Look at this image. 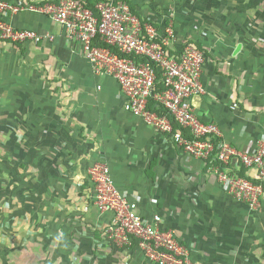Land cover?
<instances>
[{
	"label": "crops",
	"instance_id": "crops-1",
	"mask_svg": "<svg viewBox=\"0 0 264 264\" xmlns=\"http://www.w3.org/2000/svg\"><path fill=\"white\" fill-rule=\"evenodd\" d=\"M123 1L141 21L156 28L170 22L179 41L199 46L205 94L191 99L195 114L216 124L237 150L254 153L264 142V0ZM11 21L53 37L36 45L0 42V82L11 75L12 86L21 83L26 92L21 97L18 87L11 96L13 240L22 215L29 244L69 249L71 263L80 257L84 263L153 264L136 246L117 249L109 240L113 217L93 207L86 174L99 161L137 213L159 216L194 264H264V194L260 207L249 211L218 182L214 163L185 155L169 136L125 112L117 83L95 76L57 23L27 11ZM20 180H27L25 197ZM25 198L29 205L21 214Z\"/></svg>",
	"mask_w": 264,
	"mask_h": 264
},
{
	"label": "built area",
	"instance_id": "built-area-1",
	"mask_svg": "<svg viewBox=\"0 0 264 264\" xmlns=\"http://www.w3.org/2000/svg\"><path fill=\"white\" fill-rule=\"evenodd\" d=\"M24 11L57 23L93 74L117 83L125 112L169 136L185 155L214 163L218 182L249 211L260 207L264 142L254 153H243L225 141L216 124L198 118L190 101L205 94L204 54L196 44L179 41L172 23L158 28L145 23L123 0H99L92 9L83 0H0V42L36 45L53 40L51 35L16 27L11 19ZM249 170L255 171L254 177ZM86 174L93 207L113 217L107 233L114 246H136L153 264H194L174 233L162 227L159 216L146 219L137 213L136 204L114 186L105 163L95 161Z\"/></svg>",
	"mask_w": 264,
	"mask_h": 264
},
{
	"label": "rangeland",
	"instance_id": "rangeland-1",
	"mask_svg": "<svg viewBox=\"0 0 264 264\" xmlns=\"http://www.w3.org/2000/svg\"><path fill=\"white\" fill-rule=\"evenodd\" d=\"M8 78L10 79L9 82L6 80L0 82V84H4L3 87L0 86V108L3 106L4 111L3 113L0 112V194L4 192V199L2 200L0 197V264H99L95 263V261L84 263L82 262L83 259L80 257L76 258L78 260L76 263H71L70 260L72 255H69V253L66 254L64 250L67 249L65 248H46L42 246L41 242L38 243V240L29 244L26 238L28 239L27 236L30 233L27 232V225L23 221V218L26 216L21 215L19 223L14 225L16 226L15 228L18 229L16 232L18 239L13 240L12 238V232L14 233L15 229L14 231H11L13 230V225L9 215L11 212L9 199L11 197L12 188L10 176L12 175L11 165L13 162V152L11 145L13 134V120L11 118V113L13 111V104L11 103V96L12 94H19L18 87L19 89L21 88L20 91L24 94H21V97L25 96L26 92L22 90L25 89V86L22 87L23 85L21 83L20 85L17 84L15 87L12 86L11 80L14 77L9 75ZM16 81L13 82L17 83ZM4 91L6 94H8V97L2 96V92L3 95L5 94ZM18 122L22 123L24 121L22 119H18ZM25 177L22 175L21 171L20 179H25ZM17 186L19 187L22 196L24 195L25 197L28 186L27 180H20V183ZM28 205V200H26V198L21 201V214L27 212ZM36 206L37 205L34 207ZM34 243H36V245H34ZM67 251L70 250L68 249Z\"/></svg>",
	"mask_w": 264,
	"mask_h": 264
},
{
	"label": "trees",
	"instance_id": "trees-1",
	"mask_svg": "<svg viewBox=\"0 0 264 264\" xmlns=\"http://www.w3.org/2000/svg\"><path fill=\"white\" fill-rule=\"evenodd\" d=\"M84 2H85V4H86V6L87 7H89V8H93V6H94V4L97 2V1H99V0H97V1H93V0H83ZM127 3V2H126ZM128 4V3H127ZM129 5V4H128ZM130 6V5H129ZM130 8H131V11L134 13V9L130 6ZM135 14V13H134ZM15 45H19V44H15ZM198 48H199V46L198 45H196ZM200 49V48H199ZM201 50V49H200ZM174 128H176V126H174ZM244 172V169L242 168V170H241V173H243Z\"/></svg>",
	"mask_w": 264,
	"mask_h": 264
}]
</instances>
